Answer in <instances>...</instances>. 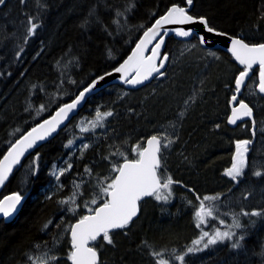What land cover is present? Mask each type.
I'll use <instances>...</instances> for the list:
<instances>
[{
  "label": "trees",
  "instance_id": "trees-1",
  "mask_svg": "<svg viewBox=\"0 0 264 264\" xmlns=\"http://www.w3.org/2000/svg\"><path fill=\"white\" fill-rule=\"evenodd\" d=\"M173 5L249 44L264 43V0H192L191 5L187 0H5L0 5V159L18 138L122 63ZM32 24L37 27L30 33ZM163 56V75L138 88L116 83L91 96L67 127L10 176L0 200L18 192L27 200L13 221L0 219V264H35L46 252L57 257L49 264H71L70 227L108 199L101 188L117 175L113 166L124 156L137 159L133 148H144L152 135L168 145L160 153L159 175L174 181L171 195L161 189L167 200L141 201L139 217L110 233L111 244L102 237L93 243L98 264H158L161 259L264 264V200L246 205L240 228L223 226L216 217L198 228L195 219L205 196L217 197L204 201L206 206L222 203L238 212L242 209L233 198L241 188L264 185V163L258 162L264 158L259 68L251 71L238 98L250 105L254 118L231 127L226 120L237 94L235 81L245 67L228 52L205 49L197 36H170ZM97 111L112 115L93 128ZM240 141L249 142L248 156L242 175L233 180L226 170ZM74 194L75 204L61 203ZM218 228L234 235L203 249L193 244L203 230ZM190 246L199 250L183 261L176 258Z\"/></svg>",
  "mask_w": 264,
  "mask_h": 264
},
{
  "label": "snow or ice",
  "instance_id": "snow-or-ice-1",
  "mask_svg": "<svg viewBox=\"0 0 264 264\" xmlns=\"http://www.w3.org/2000/svg\"><path fill=\"white\" fill-rule=\"evenodd\" d=\"M5 0H0V5L4 4ZM187 4L191 5L192 0H187ZM195 23L199 22L205 25V29L209 33L215 32L213 27L208 25V20L204 17L194 18L187 14L185 8L173 6L169 9L165 16H162L156 21V23L145 32L144 36L148 42L159 34V29L163 24L168 23ZM37 26L35 24L31 25L29 32H33ZM180 35L188 36L190 33L188 31H180ZM220 34V33H217ZM202 43L206 42L204 36L200 37ZM163 39L156 44L155 48L152 50L153 55L144 58L139 53L142 51V45L145 44V40H141L140 44L137 45V52L133 53V56L137 57V62L134 65L136 69V78L127 79V73L129 71V62L126 61L125 64L116 68V72L125 73V80L130 84H140L144 80H147L153 75V73H160V69L164 67L163 61L167 59V56L161 58L159 66L155 63L156 59L160 56L159 49ZM231 51L235 58L239 61L241 65H245V69L240 72L237 77L236 92L239 93L242 85H244L245 78L248 76L249 70L252 69L253 65H259V91L264 93V43L260 44H248L245 43L243 39L232 38ZM133 57H129L131 61ZM163 75V73H160ZM104 77H100L103 79ZM89 89H85V92ZM84 98V92L80 93V96L71 103L66 104L59 109L51 120H45L38 127L33 128L22 138L11 144L7 154L0 159V186L8 179L9 174L12 172L13 165L19 163L20 157L23 153L32 148L37 140H43L46 136L50 135L52 132L56 131L57 126L65 119L69 112H71L77 104ZM232 100L237 101V96L233 95ZM112 113H101L97 111L96 120L92 121V126L95 128L99 125L102 117L110 116ZM252 109L244 103L243 100L239 101L238 107H234L232 110V117L230 118V123H235L237 119L241 116H251ZM82 132H87L89 129L87 127L81 128ZM166 139V137H165ZM73 142L69 141L68 144L71 145ZM171 143V141H169ZM248 141L237 142L236 145V155L233 158V164L231 168L226 170V175L236 180L242 175L245 159L244 153L247 151L246 145ZM167 144H162V138L156 135L151 136L147 140V147L141 148L137 145L133 148L136 152L137 159H128L123 153H119L124 156V162L118 166L114 165L112 171L117 173L114 178H112L111 183L107 184L106 187H102V193L108 197L104 203L96 207L94 210L89 209V215L83 216L76 224L72 225L69 229L71 233V251L68 254V259L71 264H98V252L95 246H89L90 242H95L99 237L102 236L103 240L111 244L113 241L110 236V231L113 229H123L125 228L138 213V202L145 196H154L156 200H167L168 196L161 194V189H167L168 195H171L170 185L174 183L172 178L162 177L158 174L161 168L160 152L161 148H166ZM87 148V145H84ZM71 165H69V168ZM85 171H90L85 169ZM63 170L61 171V175ZM255 175H261L260 172H256ZM163 180V182H162ZM76 187H79L77 185ZM24 199L21 193H14L10 196L4 197L0 200V214L4 217L10 216L12 213L17 211V206L21 204ZM199 199V198H198ZM217 197L205 196L203 200L200 201L199 208L195 213L196 227H200L202 224L206 223L207 218H214V210L210 206H206L204 201L215 200ZM71 202L75 204V194L70 197L69 200L61 201L63 204ZM92 204H96L95 199L92 200ZM74 211L75 209H69ZM248 215V213H244ZM253 216L262 215L259 212L251 213ZM52 222L49 221L48 224ZM223 223V221H221ZM45 224V228L48 227ZM234 227H241L238 220L234 219ZM234 233L232 232H221L220 230H215L214 233L210 234L204 231L200 239L193 241L194 245H199L207 237V241L203 244L204 248L209 245H214L218 241H223L224 239H231ZM242 238V237H241ZM239 244H233V247H238ZM195 248H189L188 252H192ZM156 255H160L157 253ZM180 261L184 260L183 256L176 257ZM50 260H56L57 257L53 256L48 258ZM48 259H43L38 257L37 260L40 264H48ZM158 264H167V261L161 259Z\"/></svg>",
  "mask_w": 264,
  "mask_h": 264
},
{
  "label": "water",
  "instance_id": "water-1",
  "mask_svg": "<svg viewBox=\"0 0 264 264\" xmlns=\"http://www.w3.org/2000/svg\"><path fill=\"white\" fill-rule=\"evenodd\" d=\"M173 6L181 7L179 5H173ZM173 6H171L169 9H171ZM182 8H185V7H182ZM169 9H168V11H169ZM185 10H186V12H187L188 15L193 16L194 18H197V19L199 18L197 16L192 15L187 8H185ZM168 11L163 16H165L168 13ZM160 18H158V19H160ZM156 21L149 28H152V26L156 23ZM208 25H209V23H208ZM148 29L145 32H147ZM180 31H188L190 34L188 36H182V35L179 34ZM145 32H144V34H145ZM217 33H220V34H217ZM144 34L141 36V38L139 39V41L137 42V44L135 45V47L133 48V50L131 51V53L126 57V59L116 67V68H119L121 65L125 64L126 61H128L129 62V71L127 73V79H129V80L136 78V69H135L134 65L137 62V57L133 56V53L138 51L137 50V45L140 44L141 40H145V44L142 45V51L139 54L142 55L144 58H147V57L153 55L152 50L155 48L156 44L160 42L161 38L163 39V43L161 44V47L159 49L160 56L155 61V63L157 64V66H159V64L161 62L162 51H163V49H164V47L166 45V41H167V39L170 36H173V35L177 39H180V40H187V39L191 38L192 36H197L199 38V40H200V37L201 36H204L206 38V42L205 43H202L201 41L200 42H201V45L205 49L223 50L225 52H228V53H230L233 56L234 60L240 66L245 67V65H241L239 63V61L235 58V56L233 55V53L231 51V47H232L231 41H232V38H240V37L232 36V35H230L228 33H225L223 31H219V30H216V29H215V32L209 33V32L206 31L205 25H203V24H201L199 22H195V23H179V22H175V23L163 24L161 26V28L159 29V34L155 37V39H152L150 42H148L146 40ZM240 39H242V38H240ZM244 42L247 43L245 40H244ZM250 45H252V44H250ZM129 57H133V59L131 61H129ZM116 68H114L112 71H110V72H108V73H106L104 75H101V76L97 77L96 79H94L85 88V89H89V91L85 92V89H83L81 91V92H84V98L80 101V103L77 104L76 107L71 112L68 113L67 117L62 120V122L57 126L56 131H54L50 135L46 136L43 140H37L36 143H35V145H33L32 148L27 149L23 153V155L20 157L19 163L13 165L12 172L9 174L8 179L16 171V169L21 165V163L25 159H27L33 152H35L37 149H39L42 145H44L45 143H47V142L51 141L53 138H55L61 130H63L65 127H67L71 123V121L75 117H77L79 115L80 111L85 107L88 99L91 96H93V95L101 92L102 90H104V89L108 88L109 86H111L113 84H116V83L124 84L128 88H138V87H141V86L149 83L150 81H152L159 74V73H153V75L151 77H149L147 80H144L140 84H130V83H127L126 80H125V73H123V72H116L115 71ZM256 68H259V65H253L252 69L249 70L248 76L245 78L244 85H245V83H246V81H247V79H248L251 71L254 70V69H256ZM160 71H161V69H160ZM100 77H104V78L103 79H100ZM244 85H242L240 92L236 94L237 101L234 102L233 100H231V103H230L231 112H230V114L228 116L227 121H228L229 126H231V127H234L235 125H237L239 123H243V122L247 121L248 119H253L254 118V113H253V110H252V115L251 116H241L239 119L236 120L235 123H230L229 122L230 118L232 117V110H233V108L234 107H238V104H239L238 98H239V95H240V93H241ZM258 92L260 94H264V93H261L259 91V84H258ZM80 93L78 94L77 97L80 96ZM77 97L74 98L72 101L66 103V104L73 103L77 99ZM244 103H246L249 106V108H251L250 105L247 102L244 101ZM66 104H64V105H66ZM64 105H62L61 107H63ZM60 108H58L51 116H49L45 120H51L52 117H54L56 115V113L59 111ZM45 120L41 121L40 123H38L33 128L38 127V125L39 124H42ZM33 128H31L29 131H31ZM29 131H27L24 135H26ZM22 136L20 138H22ZM20 138H18V139H20ZM145 147H147V141H146ZM161 150H162V148H161ZM6 154H7V152L4 155H6ZM160 159H161V157H160ZM158 174H159V171H158ZM8 179L4 182V184L2 186H0V193H1L4 185L8 181ZM12 194H14V193H11V194H9L7 196H10ZM7 196H5V197H7ZM23 197H24V199L21 201V204L17 206V211L16 212L12 213L8 217H4L2 214H0V219H5V221H7V222L13 221L18 216V214L22 210V208H23V206H24V204H25V202L27 200V196H23ZM149 197H152V196H145V197H143L138 202V213H137V215L135 217H133V219H132V221L130 223H132L134 220H136L139 217V215H140V202L143 201V200H145V199H147V198H149ZM3 199H4V197L1 200H3ZM77 222H75L74 224H76ZM117 230H119V229H113V230L110 231V233L115 232ZM70 237H71V233H70ZM101 237H99L97 239V241ZM97 241H95V242H97ZM95 242H90L89 246H93L92 244L95 243ZM97 252H98V250H97ZM99 261H100V254L98 252V263H99Z\"/></svg>",
  "mask_w": 264,
  "mask_h": 264
},
{
  "label": "rangeland",
  "instance_id": "rangeland-1",
  "mask_svg": "<svg viewBox=\"0 0 264 264\" xmlns=\"http://www.w3.org/2000/svg\"><path fill=\"white\" fill-rule=\"evenodd\" d=\"M246 148H247V151L244 153V159H245V164H244V168H243V171L245 169V166H246V158L248 156V150H249V147H248V144L246 145ZM236 155V153H235ZM258 162L259 163H264V158H259L258 159ZM243 173V172H242ZM254 198L256 200H264V185H251V186H245L243 188H241L240 192L234 196L233 198V203L234 205H236L237 207H239L240 211L236 212V208H232V206H226L225 204L222 205L221 204H216L214 205V217L218 218L220 221H223V223H221L223 226L225 225H230V226H233L234 227V219L235 220H238L240 225H241V217H242V213L244 212V208L246 207V205L250 204L251 201H254ZM228 207V208H226ZM240 228V227H239ZM221 232H225L228 230L223 228V229H219ZM204 232V230H203ZM202 232V233H203ZM201 233V235H202ZM214 233V231L212 232ZM210 233V234H212ZM201 237V236H200ZM200 237H198V239H200ZM197 239V240H198ZM207 241V237L204 238V240L201 242V244H199L200 247H202V249L204 248L203 244ZM221 241H218L216 244H220ZM209 246H213V245H209ZM215 246V245H214ZM193 246H190L188 247L187 249H184L181 253L180 256H184L186 254H190L192 252H188V249L191 248ZM40 258H43V259H48L50 258L51 256L49 254L46 253H43V254H40L39 256ZM50 262V259H48V264ZM180 262V261H179ZM35 264H40V261H38L36 259V262Z\"/></svg>",
  "mask_w": 264,
  "mask_h": 264
},
{
  "label": "bare ground",
  "instance_id": "bare-ground-1",
  "mask_svg": "<svg viewBox=\"0 0 264 264\" xmlns=\"http://www.w3.org/2000/svg\"><path fill=\"white\" fill-rule=\"evenodd\" d=\"M258 89V88H257ZM263 115V114H262ZM228 119V118H227ZM227 121V120H226ZM241 260V259H240Z\"/></svg>",
  "mask_w": 264,
  "mask_h": 264
}]
</instances>
